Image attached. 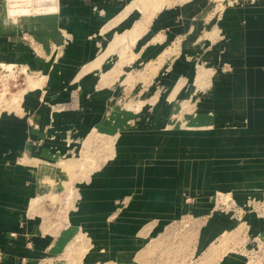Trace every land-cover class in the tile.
<instances>
[{"label": "crops", "instance_id": "1", "mask_svg": "<svg viewBox=\"0 0 264 264\" xmlns=\"http://www.w3.org/2000/svg\"><path fill=\"white\" fill-rule=\"evenodd\" d=\"M57 1L0 0V64L39 82L0 111V264H137L188 214L201 256L245 225L215 264H264V0ZM115 69L153 78L133 112Z\"/></svg>", "mask_w": 264, "mask_h": 264}, {"label": "rangeland", "instance_id": "2", "mask_svg": "<svg viewBox=\"0 0 264 264\" xmlns=\"http://www.w3.org/2000/svg\"><path fill=\"white\" fill-rule=\"evenodd\" d=\"M6 2V11L8 13V5L13 0H4ZM19 0L12 3H30L33 6L39 5L40 7H33V10L37 8H53L59 7L58 1L54 0ZM9 2V3H8ZM11 4V3H10ZM52 4V5H49ZM54 4V5H53ZM49 5V6H47ZM26 8L10 9L9 13L11 16H17L19 13H25ZM14 12V14H11ZM51 16H56L58 14H51ZM34 17L36 14H33ZM31 16V15H26ZM9 19H13L9 17ZM42 42V41H41ZM28 43L33 45L34 51L37 53V57L43 55L44 47L43 43H39L33 37L28 38ZM36 48V49H35ZM129 62V61H128ZM126 62V63H128ZM131 62V61H130ZM2 65V67H1ZM9 68H8V67ZM129 66V63L126 67ZM7 67V68H5ZM124 68V65L122 66ZM17 71L28 72L26 75H19ZM128 71V70H127ZM32 69L26 65H16L14 63H1L0 64V111L2 109H14L21 105L23 97L28 90L36 89L38 87V78ZM127 72L122 69L114 71L116 74L113 78L116 84H121L123 87V93H120V97L117 99L118 107L125 108L128 112H133L132 109L135 107L139 101L147 99L150 93V82L153 78L146 76L145 74L135 73L134 71H128L126 78L124 76ZM17 85V87H14ZM125 90V91H124ZM124 109V110H125ZM254 129H260L258 134H264V127H254ZM256 134L257 131L254 130L250 134ZM229 135V134H228ZM96 134L90 135L88 138L85 137L83 140V146L86 151L89 150L91 145L96 142ZM101 139V138H100ZM218 139V138H217ZM218 143V142H217ZM227 177V176H226ZM228 178V177H227ZM219 197H224L219 193ZM255 208L258 212L264 214V205ZM230 209V208H228ZM246 209V207L244 208ZM251 209V210H252ZM230 211V210H229ZM205 221L198 222L194 221L193 216L188 214L186 219L182 222L173 223L172 227L169 229V233H165L159 238L150 241L147 239L145 245L142 247L139 254L136 256L137 264H215L216 261L220 259L222 254L227 252L238 250L240 246L244 244L243 239L247 235V228L242 225L238 231L233 234L226 235L218 241V244H213V246L208 250V252L201 256L198 247V232L201 225ZM82 242V238H79L78 242ZM243 243V244H241ZM251 247L256 248L254 252L252 251V256L256 257L262 251L264 252V244L249 242ZM82 255V254H81ZM80 255V258H81ZM79 257V255H78ZM255 260V259H254ZM228 261V260H227Z\"/></svg>", "mask_w": 264, "mask_h": 264}, {"label": "water", "instance_id": "3", "mask_svg": "<svg viewBox=\"0 0 264 264\" xmlns=\"http://www.w3.org/2000/svg\"><path fill=\"white\" fill-rule=\"evenodd\" d=\"M10 9H18V8H26L25 13H19L17 16H26V15H33V14H48V13H56L57 8H37L33 10V5L30 3H11L9 5Z\"/></svg>", "mask_w": 264, "mask_h": 264}, {"label": "bare ground", "instance_id": "4", "mask_svg": "<svg viewBox=\"0 0 264 264\" xmlns=\"http://www.w3.org/2000/svg\"><path fill=\"white\" fill-rule=\"evenodd\" d=\"M7 5V4H6ZM37 5V4H36ZM54 5V4H53ZM53 8H55V7H53ZM8 9V8H7ZM11 14H14V12H11ZM49 14V13H48ZM48 14H38V15H36L35 17H37V18H44V17H52L50 14L48 15ZM1 67H2V65H1ZM8 67V66H7ZM7 67H5V68H7ZM9 68V67H8Z\"/></svg>", "mask_w": 264, "mask_h": 264}, {"label": "built area", "instance_id": "5", "mask_svg": "<svg viewBox=\"0 0 264 264\" xmlns=\"http://www.w3.org/2000/svg\"><path fill=\"white\" fill-rule=\"evenodd\" d=\"M54 1H57V0H54ZM29 2H31V0ZM49 5H52V4H49ZM49 5H47V6H49ZM33 7L35 8V7H40V6L36 5V6H33ZM14 70H16V69H14ZM15 72H17L19 75H26V73L28 72V69H26V72H22V71L20 72V71H17V70ZM14 87H17V85H15Z\"/></svg>", "mask_w": 264, "mask_h": 264}]
</instances>
